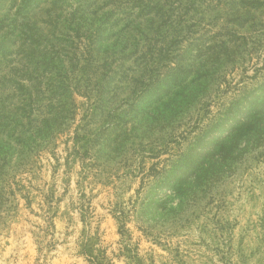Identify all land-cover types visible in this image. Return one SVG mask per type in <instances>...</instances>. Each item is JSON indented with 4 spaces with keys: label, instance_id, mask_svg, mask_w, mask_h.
I'll return each mask as SVG.
<instances>
[{
    "label": "rangeland",
    "instance_id": "rangeland-1",
    "mask_svg": "<svg viewBox=\"0 0 264 264\" xmlns=\"http://www.w3.org/2000/svg\"><path fill=\"white\" fill-rule=\"evenodd\" d=\"M53 1L35 0L28 18L48 40L32 43L19 0H0V98L15 101L12 80L60 71L74 81L87 69L90 89L73 84V119L10 175L0 264H264V0ZM51 17L82 24L73 44L47 34ZM159 36L168 56L151 78L140 56ZM52 45L53 72L38 64ZM212 132L230 134L225 165L211 151L186 171ZM176 171L158 206V178Z\"/></svg>",
    "mask_w": 264,
    "mask_h": 264
},
{
    "label": "trees",
    "instance_id": "trees-1",
    "mask_svg": "<svg viewBox=\"0 0 264 264\" xmlns=\"http://www.w3.org/2000/svg\"><path fill=\"white\" fill-rule=\"evenodd\" d=\"M59 1L60 0H54L50 4L51 6H56L59 4ZM34 4L35 0H19L16 13L18 12L19 15V12H23L22 18H24V22H22V25L24 26L22 32L32 43H39L40 40L41 43L46 42L48 37L44 35V38H42L43 36H40L42 30H38L37 28L34 29L28 18L32 13L31 9L34 8ZM143 9L146 10V12L148 11V8ZM113 11L114 10H110L107 12L109 15L105 17V20L110 17ZM53 22V17H51L49 21H46L48 29L46 28L45 31H47L48 35L53 32V37L61 43V46L67 47L68 44H73L74 39L71 37L80 36L78 33L81 31L82 24L76 19L69 18L66 22L55 24ZM142 23V20L137 22L139 26L142 25ZM77 24L78 26H76ZM101 27V24L99 27L93 24L88 28V31H86L88 48L90 51L101 35L99 30ZM55 30H57V33H54ZM74 32L75 34H73ZM163 38L162 36L151 37L146 50H144L142 56H140L144 63L145 70L151 78H154V75L155 78L156 76H160L153 65L157 62L159 64V60L165 59L168 56V52L164 51L165 49L159 46ZM60 45H57V49L52 45L50 49L51 54L41 58L38 64L52 71L53 68H55L54 63L63 58L61 56L63 48H61ZM89 53L92 56V52ZM57 76V80H53V77H50L46 82L40 80L38 76H29L30 80H34L32 85H28L22 80H12L14 86H12L13 91L10 95L12 98H15V101L8 104L5 102V99H2V97L0 98V221L2 219V213L8 208L6 204L8 201V198H6V187L9 183L10 175L12 173H17L21 168H25L36 151L43 145L51 143L56 133L63 131L70 120L73 119L77 107L75 99L70 97L67 93L70 89L72 90L73 84L76 87L84 86L86 89H90L88 87L91 83V75L87 69L83 71L81 76L75 77L74 81L70 80L67 76H62L61 71ZM254 100L251 101V115L262 116V112L257 108L258 98ZM240 113H242L243 116V112ZM233 120L235 123H238V125H246L243 119L233 117ZM213 133L214 132L210 135L211 137L210 141L207 143L208 145L198 153L197 161H193V163L190 162L189 164L185 163L186 167L184 168L186 171H192L195 164L200 165L202 161H205V158L208 157L211 151H213L214 154L212 157H209L210 159L208 158L207 162H211L214 159V161H219V164L225 165L230 151L226 152L225 144L222 141L227 139L230 134L220 139L219 136L216 137ZM220 134H222V131ZM197 137L198 136H195V138ZM217 143L219 144L215 145ZM216 147H219L217 152L215 151ZM230 158L233 160L232 157ZM201 165H203V163ZM182 166L183 164L180 166V169ZM172 174H166L158 178L156 184L160 187L159 189L161 192L159 193V198L162 201L158 206H161L164 202H167L169 197L175 195L177 185L182 183V179H179L177 176L178 171ZM15 183L18 184L17 182ZM12 191L14 192V190ZM125 227L126 223L122 221L120 230L124 232ZM97 259L96 264H113L111 260Z\"/></svg>",
    "mask_w": 264,
    "mask_h": 264
}]
</instances>
